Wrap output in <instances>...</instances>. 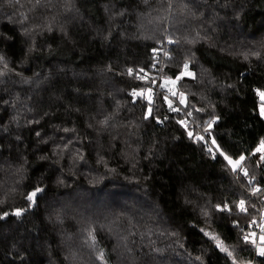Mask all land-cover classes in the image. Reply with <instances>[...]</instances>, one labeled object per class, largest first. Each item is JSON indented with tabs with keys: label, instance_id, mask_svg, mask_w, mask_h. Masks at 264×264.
Masks as SVG:
<instances>
[{
	"label": "trees",
	"instance_id": "16d2710c",
	"mask_svg": "<svg viewBox=\"0 0 264 264\" xmlns=\"http://www.w3.org/2000/svg\"><path fill=\"white\" fill-rule=\"evenodd\" d=\"M0 58V264H264V0H0Z\"/></svg>",
	"mask_w": 264,
	"mask_h": 264
},
{
	"label": "snow or ice",
	"instance_id": "6c2138e0",
	"mask_svg": "<svg viewBox=\"0 0 264 264\" xmlns=\"http://www.w3.org/2000/svg\"><path fill=\"white\" fill-rule=\"evenodd\" d=\"M36 2L39 3V0H36ZM169 42H171V41H169ZM154 51H155V50H154ZM165 55H167V53H165ZM0 59H2V58H0ZM184 67H185V69H186V68H187V64H185ZM141 71H143V69H141ZM128 74H129V75H132V74H133V70H132V69H129V70H128ZM182 75H183V74H182ZM139 78L142 79L143 77H139ZM180 78H181V77L178 76L176 79L179 80ZM173 83H175V81H173ZM161 87H163V85H161ZM148 91L151 92V89H149ZM132 95H133V96H138V95H141V93H138V92H135V91H134V92L132 93ZM173 95H175V93H173ZM182 95H183V94H181V96H182ZM258 95H260V96H261V99L264 100V93H260V92H258ZM165 99L167 100V97H165ZM181 103H183V100H181ZM149 104H151V100H149ZM170 107H171V105H170ZM172 110H173V111H177L178 109H172ZM149 112H151V109H149ZM189 115H191V113H189ZM261 115L264 116V105L261 106ZM180 123H184V122L181 121ZM189 136H190V137L192 136V133H191V132H189ZM197 139H202V138H201V137H197ZM213 143H215V141H213ZM209 151H211V149H209ZM261 151H264V140L261 141V145H260V147H258V148L256 149V152H261ZM221 155H224V154L221 153ZM224 158H225L226 160H228L229 164L232 165L233 171H235L236 168H237L238 166H240L241 161H243V160L245 159L244 156H241L238 160L233 161L230 157H228V156H226V155H225ZM261 160H264V156H261ZM244 175H245V176L248 175V173H247L246 170H244ZM249 183H251V180L249 181ZM39 191H41V189L37 188L35 192L29 194L28 199H29V200H32L33 197H35L36 193L39 192ZM257 191H259V190H258V189H253V194H255ZM218 207H219V206H218ZM238 207H239V210H240L241 212H245V211H246V208H245V201L241 200V201L239 202ZM227 208H228V206L225 205V206H224V209H227ZM224 209H221V210H224ZM16 214L19 215V212H17ZM253 223H255V221H253ZM262 231H264V229H262ZM90 235H91V233H90ZM205 235H209L212 239H214V240L216 241L217 246L220 247L221 251L227 252V254H228L229 256H232V252L228 251V249L225 248V247L223 246V242L220 241L219 238H217V237H215V236H212V234H210V233H205ZM252 235H255V234L253 233ZM93 239H94V238H93ZM244 239H245V241L247 242L248 237L245 236ZM261 241H262V243H264V235L261 236ZM258 254L261 255V256H264V248H260V249H258ZM97 259H101V260H103V252L100 253V255L97 257Z\"/></svg>",
	"mask_w": 264,
	"mask_h": 264
},
{
	"label": "built area",
	"instance_id": "2783aa9c",
	"mask_svg": "<svg viewBox=\"0 0 264 264\" xmlns=\"http://www.w3.org/2000/svg\"><path fill=\"white\" fill-rule=\"evenodd\" d=\"M263 163H264V160H263ZM245 208H246V205H245ZM261 210L262 211H261L259 219L255 221V223L252 222L249 225L250 232H251L250 235L252 236L251 241L254 243V257L256 259H264V256H261L258 254V249L264 248V243H262V241L260 240V235L264 233V231H262V229H264V206L261 207ZM253 233L255 235H252Z\"/></svg>",
	"mask_w": 264,
	"mask_h": 264
},
{
	"label": "rangeland",
	"instance_id": "374dc122",
	"mask_svg": "<svg viewBox=\"0 0 264 264\" xmlns=\"http://www.w3.org/2000/svg\"><path fill=\"white\" fill-rule=\"evenodd\" d=\"M167 81V80H166ZM173 81H175V83H173ZM164 83H166L165 82V80H164ZM176 84H177V79H168V84H167V86H170V89H171V87H172V90H175V87H176ZM182 97V99L181 100H183V102H185V100H184V98H183V96H181ZM262 105H264V104H262ZM261 105V106H262ZM261 106H260V112H261ZM264 117V116H263ZM233 161H235V160H233ZM242 163V162H241ZM232 166V165H231ZM241 167V164H240V166H238L237 168H240ZM245 205H246V203H245Z\"/></svg>",
	"mask_w": 264,
	"mask_h": 264
}]
</instances>
